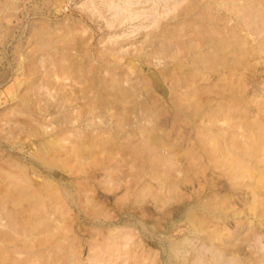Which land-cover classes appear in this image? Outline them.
I'll return each mask as SVG.
<instances>
[{
	"label": "rangeland",
	"instance_id": "obj_1",
	"mask_svg": "<svg viewBox=\"0 0 264 264\" xmlns=\"http://www.w3.org/2000/svg\"><path fill=\"white\" fill-rule=\"evenodd\" d=\"M0 264H264V0H0Z\"/></svg>",
	"mask_w": 264,
	"mask_h": 264
}]
</instances>
